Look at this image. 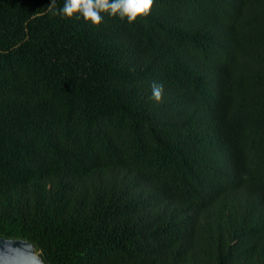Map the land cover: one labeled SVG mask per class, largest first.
Listing matches in <instances>:
<instances>
[{
    "label": "trees",
    "instance_id": "16d2710c",
    "mask_svg": "<svg viewBox=\"0 0 264 264\" xmlns=\"http://www.w3.org/2000/svg\"><path fill=\"white\" fill-rule=\"evenodd\" d=\"M50 2L0 0V236L47 264H264V0L99 29Z\"/></svg>",
    "mask_w": 264,
    "mask_h": 264
},
{
    "label": "clouds",
    "instance_id": "9594fccd",
    "mask_svg": "<svg viewBox=\"0 0 264 264\" xmlns=\"http://www.w3.org/2000/svg\"><path fill=\"white\" fill-rule=\"evenodd\" d=\"M155 0H64L62 8L55 7V0H51L49 11L53 16L60 15L69 20H80L99 29L104 17L118 18L133 24L145 20L154 7ZM151 92L156 103L163 102V84L153 81Z\"/></svg>",
    "mask_w": 264,
    "mask_h": 264
},
{
    "label": "water",
    "instance_id": "95a60500",
    "mask_svg": "<svg viewBox=\"0 0 264 264\" xmlns=\"http://www.w3.org/2000/svg\"><path fill=\"white\" fill-rule=\"evenodd\" d=\"M0 264H47L29 240L0 236Z\"/></svg>",
    "mask_w": 264,
    "mask_h": 264
}]
</instances>
